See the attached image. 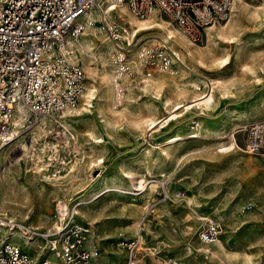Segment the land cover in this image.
<instances>
[{"label": "rangeland", "instance_id": "374dc122", "mask_svg": "<svg viewBox=\"0 0 264 264\" xmlns=\"http://www.w3.org/2000/svg\"><path fill=\"white\" fill-rule=\"evenodd\" d=\"M248 1L254 4L258 0ZM123 16L125 17V15ZM252 24L248 23L242 31V38L246 41L247 50L251 51V56L246 59V62L255 66L262 64L264 67V25ZM127 26L131 32L133 26L128 21ZM88 33L96 42L100 43V41L106 40L113 45L104 35H95L91 30H88ZM144 40L148 41L147 43L150 45L159 43V39L155 40L152 36L145 35ZM193 42L200 46L206 45L208 31L203 41ZM174 49L177 50L176 47ZM182 50L184 51V49ZM234 51V45L229 49L222 46L216 49V56L222 57L227 53L231 55L232 61L222 70L224 76L232 74L236 68ZM112 54L113 46L112 52L109 54L108 67L114 80L119 83L118 88L121 84L125 87L122 101L118 99L117 91L115 106L121 108L127 103L126 99L142 104L144 101H152V97L142 93L137 86L141 77L126 74L125 82L128 86L123 80L125 76L120 82L115 79ZM79 57L85 70L86 87H88L94 81L88 77L89 72L85 69L84 56L80 51ZM187 61L189 65H194L193 62ZM96 65L98 68L102 67L99 63L93 64V66ZM173 70L176 72L155 70L152 76L163 75L180 82L189 75V71L183 69L179 64H176ZM200 70L211 76L216 73L215 70L205 68ZM234 72L238 75V82L235 85L236 97L230 101H220L217 115H221L227 109L237 114L240 110H249V115L238 116L236 122L240 127L246 122L264 117V71L258 72L259 80L252 74L238 69ZM202 89H204L203 86ZM126 94H128L127 97ZM83 99L84 96L76 108L80 106ZM143 110L145 114L149 113L146 108ZM73 116L75 120L70 122L77 125L81 131L77 138L78 152L72 153L75 156L73 160L82 169L83 177L87 181L91 179L92 174L97 176L101 172L100 168L97 170L98 166H94L92 169L91 165H88L91 158L98 154L97 150L91 149L94 142L88 138L89 132L93 130L91 123L94 116L89 113L83 115L74 113ZM116 124L119 131L114 134V139L101 150L106 155V165L103 169L106 170V173L116 174V167L119 163L125 162L144 174L146 181L142 184L126 183L124 179L117 181L99 197H86L87 201L82 203L94 205L95 209L101 210L102 208L105 211L98 217L96 223L99 228L101 226V235L95 238V248L99 250L102 262L123 264L129 255L134 253L138 264H216V260L212 261L208 254L196 248L195 244L200 240L198 231L202 221L195 219L193 229H190L188 223L191 220L188 219V213L194 217L208 215L219 218L222 223L223 233L222 231L221 233L227 238L228 248L240 253L248 252L252 254L257 263L264 262V151L255 154L239 150L227 153L219 152L216 151L220 144L219 140L208 135L188 137L181 141L174 149L175 156L169 159L159 154L157 149L145 154L142 152L146 146L142 137L135 134L121 121ZM34 127L36 125L26 126L20 130L24 143H30L35 134L33 133ZM42 127L46 129L45 133L48 139L59 140L61 144H65V130L60 125V121L50 122ZM236 135L238 142L243 147L244 133L239 130ZM225 140L227 142V139ZM70 143L66 149L61 150L60 156L68 154L69 148L73 149L74 142ZM7 146L6 153L0 161V167L15 172V176L20 182L25 181L27 175L38 170L34 163L36 156L33 152L26 154V150L19 144L14 146L9 143ZM77 156L80 158H76ZM56 162L57 160H52L50 162L52 165L44 169L43 172L48 174L56 171ZM12 174L14 175V173ZM66 200L67 197L60 189H51L38 200L37 197H34L33 202H35V206L39 204L37 210L42 214L40 218L49 220L53 227L60 216V210L57 207L59 203L63 204ZM83 200L81 198L77 201L73 200V202H76L77 205L79 201ZM187 200L191 201L190 205L187 204ZM82 204L78 206L81 208ZM72 206L68 209L69 214L75 211ZM215 206L219 207L221 215L213 211ZM193 209L196 211L194 212ZM43 213L51 216V219L45 217ZM32 215L35 214L32 213ZM75 221L91 227L90 236L92 235L95 230L94 223H89L78 214H75ZM129 222L134 223V233L131 235L125 228V223ZM42 231H46V229H42ZM41 238L43 239V237ZM12 241L18 243L36 258L41 253L37 250L34 251L32 245L28 247L27 242L18 234L12 236ZM86 246L90 248L88 239ZM113 249H121L124 251V256L120 258L111 254Z\"/></svg>", "mask_w": 264, "mask_h": 264}, {"label": "bare ground", "instance_id": "6f19581e", "mask_svg": "<svg viewBox=\"0 0 264 264\" xmlns=\"http://www.w3.org/2000/svg\"><path fill=\"white\" fill-rule=\"evenodd\" d=\"M128 9L124 2L119 4L120 13L125 15L127 21L133 26L131 33L135 32V36L141 35V40L145 39V35L152 36L155 40L158 38L159 41L164 39L173 48L176 47V51L182 60L178 64L183 69L188 70L189 75L184 81L176 82L163 75L152 76L154 73L149 76H142L137 73L128 74L141 77L137 83L139 90L152 97L153 100L144 101L142 104L126 99L127 103L121 108H117L115 102L119 83L114 80L108 67L110 63L109 54L112 52L113 45L106 40H102L100 43L99 41L96 42L86 30L74 44L84 56L85 69L89 72L88 77L92 78L94 83L86 88L83 95L84 99L78 108L76 107L79 104L74 108L65 109L61 113L59 121L65 130V144H61L59 140L48 139L45 133L46 129L36 125L33 132L35 134L29 144L24 143L21 139L22 132L17 131L13 132L8 141L0 146V161L6 153L7 144L11 143L14 146L19 144L26 150V154L34 153L36 156L34 163L38 169L27 175L25 181L20 182L15 176V172L0 167V213L17 225L12 232L10 241H12V236L18 234L27 242L28 247L32 245L34 251L41 252L45 241L41 238L40 232L42 229L48 230L52 224L49 220L40 218L42 214L37 210L39 204L37 202L38 205L35 206L33 199L37 197L38 200L51 189H60L67 200L63 204L59 203L57 209L60 210L61 215H66L70 212L68 209L73 205L76 214L89 223H94L95 230L91 236V233L88 235L90 238L86 237V243L88 239L90 249H95V238L101 235V226L99 228L96 223L98 217L105 211L102 208L101 210L95 209L94 205L82 204L87 201L85 198H97L101 193L108 190L110 185H114L123 179L126 183L132 182L133 184H142L146 181L144 174L136 171L125 162L119 163L116 167V174L106 173V170L103 169L106 165V155L101 150L114 139V134L119 131L116 122L121 121L130 127L135 134L142 137V141L146 145L142 152L145 154L157 149L159 154L171 159L176 154L175 147L181 141L188 137L208 135L219 140L220 144L218 143L216 151L227 153L239 150L244 153L255 154L243 150L236 135L239 131V124L236 122L238 116L249 115L250 111L243 109L237 114L227 109L221 115H217V113L220 101H230L236 97L235 85L238 82V75L234 72L236 69L250 73L258 80L260 79L258 72L264 71L262 64L255 66L246 62V59L251 56V51L247 50L246 41L242 38V31L248 23L264 25V0H258L254 4L248 0H234L233 10L228 20L215 23L207 28L208 43L204 46L195 44L194 40L157 12H154L148 19L137 17ZM233 45L235 47L236 68L232 74L224 76L222 70L232 61L231 55L227 53L222 57L216 56V49L220 46L229 49ZM187 60L193 62L194 65H189ZM94 63H99L102 67L93 66ZM199 68L215 70L216 73L211 76ZM123 80L128 86L125 82L126 76ZM143 108H146L149 113L145 114ZM74 113L77 115L89 113L94 116L91 123L93 130L89 132L88 138L94 142L91 149L97 150L98 154L91 158L88 165H91V168L98 166L97 170L100 168L101 172L97 176L92 174L91 179L87 181L83 177L82 169L73 160L75 156L72 153L78 152L77 138L81 134L78 126L70 122L75 120ZM70 142H74L73 149L70 150L69 148L68 154L60 156L61 150L66 149ZM170 143L172 144L170 145ZM78 156L76 158H80ZM54 159L57 160L56 171L48 174L43 172L44 169L52 165L50 162ZM81 198L84 200L79 201L77 205L76 202H73V200L77 201ZM40 201L42 200L40 199ZM81 204L83 206L80 208L78 205ZM187 204L190 205L191 201L187 200ZM213 208L216 214L221 215L219 207ZM32 213L35 215L33 216ZM43 214L51 219V216ZM199 218H201L200 215L194 217L188 213V219L192 221L188 223L190 229H193V221ZM126 219L129 220L130 218ZM125 228L130 235L134 233V223H125ZM29 229L35 231L32 240L27 235ZM226 239V236L222 234L212 243H204L198 240L195 246L198 250L208 254L212 261L216 260V264H264V262L257 263L252 254L248 252L240 253L228 248ZM111 254L122 258L124 251L113 249Z\"/></svg>", "mask_w": 264, "mask_h": 264}, {"label": "built area", "instance_id": "2783aa9c", "mask_svg": "<svg viewBox=\"0 0 264 264\" xmlns=\"http://www.w3.org/2000/svg\"><path fill=\"white\" fill-rule=\"evenodd\" d=\"M122 2L140 18L163 15L198 42L208 27L229 18L234 5V0H0V146L26 126L59 122L65 109L79 104L87 78L74 43L86 30L113 43L119 81L126 74L174 71L182 61L177 51L164 39L150 45L131 33L119 11ZM124 91L121 84L120 101ZM239 130L245 135L243 150L264 151V117ZM75 214H60L51 229L40 232L45 244L36 258L9 240L17 225L0 213V264H115L102 262L99 250L86 246L91 227L76 222ZM199 219V239L214 242L222 231L220 219ZM34 233L27 230L30 240ZM138 263L131 253L123 264Z\"/></svg>", "mask_w": 264, "mask_h": 264}, {"label": "crops", "instance_id": "0c3cea01", "mask_svg": "<svg viewBox=\"0 0 264 264\" xmlns=\"http://www.w3.org/2000/svg\"><path fill=\"white\" fill-rule=\"evenodd\" d=\"M224 230V229H223ZM223 233V232H222ZM87 244V243H86Z\"/></svg>", "mask_w": 264, "mask_h": 264}]
</instances>
